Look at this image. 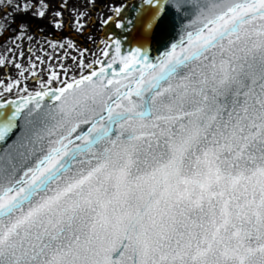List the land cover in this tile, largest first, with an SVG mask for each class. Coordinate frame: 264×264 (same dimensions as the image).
I'll return each instance as SVG.
<instances>
[{"label": "snow or ice", "instance_id": "1", "mask_svg": "<svg viewBox=\"0 0 264 264\" xmlns=\"http://www.w3.org/2000/svg\"><path fill=\"white\" fill-rule=\"evenodd\" d=\"M9 6L0 39L50 12L47 0ZM125 7L102 23L144 48L164 21L195 19L158 62L140 46L122 57L116 40L76 61L86 75L50 68L44 81L39 57L0 58L39 85L0 102V264H264V0H140L126 22ZM59 8L55 30L67 0ZM86 16L69 27L85 35Z\"/></svg>", "mask_w": 264, "mask_h": 264}, {"label": "rangeland", "instance_id": "2", "mask_svg": "<svg viewBox=\"0 0 264 264\" xmlns=\"http://www.w3.org/2000/svg\"><path fill=\"white\" fill-rule=\"evenodd\" d=\"M125 1L126 0H95L94 5H92L89 4L87 0H67V9L62 12L65 26H69V21L75 19L79 13L87 11V16L82 22L88 25L87 28H91L85 35H79L73 28L69 27L70 32L79 36V39H76L75 37L72 38V36L67 33L65 34L62 30H55L49 24V20L52 18L51 13L59 11V6L64 0H47L50 4V12L43 19H38L40 25L36 26L34 34H32L33 32L31 31L29 32L30 35L16 39V45H13L10 51L5 49L4 56L0 58L7 60L10 57L12 60H15L16 63H20L25 68H28L30 62H37L36 57H39L44 63L40 64L37 62L36 71L38 77L42 78L44 81L48 80L50 68L55 69L61 75H63V73L60 72L61 67L71 70L68 73L69 76H79L81 71L86 73L88 71L87 68L80 69L76 61L82 60L85 65H88L89 63H95L102 59L101 49L104 48L106 50L109 41L107 40V36H99L100 27L103 21L113 16V9L120 7ZM7 10L8 7H0V15ZM48 41H52L53 45L57 42L63 43L66 47H51L48 45ZM69 41L73 42L77 47L72 48L67 46ZM83 49H87V51L82 53L81 50ZM29 50H31V52ZM21 52L23 53L22 59L19 58ZM33 53L34 55H32ZM25 77L27 79H25ZM17 79L21 80L20 90L13 88V91L9 93L0 88V97L24 94L21 90L24 88L25 84L30 90L28 93L39 89V85L34 82L37 78L31 77L29 72H25L24 77H19L18 70L14 65L0 67V84L6 87L11 86L12 82ZM54 85L55 82L53 86Z\"/></svg>", "mask_w": 264, "mask_h": 264}, {"label": "water", "instance_id": "3", "mask_svg": "<svg viewBox=\"0 0 264 264\" xmlns=\"http://www.w3.org/2000/svg\"><path fill=\"white\" fill-rule=\"evenodd\" d=\"M139 3L140 0L125 1L123 5H125L126 7L120 14L125 22L129 18H134ZM194 19V10H189L184 15L177 16L174 22L168 20L164 21L161 24L160 28L157 29L155 36L152 38L147 48H144V46L139 43L138 34L122 31L121 29L116 28L114 24H102L99 36H107V40L109 41L108 45H114L116 40L121 41L122 57L131 55L132 51L136 47L140 46L142 48V54H146L150 60L158 62V59L162 58L166 51L170 52L172 50L173 45H175L178 50L181 41L185 38L184 32L186 26L189 25ZM73 36L75 37L76 35L72 34V37ZM106 50H108L107 47ZM113 54L114 48L111 49L110 55H112L113 59H115V56ZM115 67L122 70V66L119 64H116ZM87 72L84 74L86 75ZM134 75H139V73H135ZM123 82L128 83L129 81ZM132 82L134 84V78ZM29 95H33V92L27 94L2 96L0 97V102L6 103L8 101H12L14 104L17 101L22 102L24 99H27V96ZM45 102H47V98H45ZM89 104H91L90 101Z\"/></svg>", "mask_w": 264, "mask_h": 264}, {"label": "trees", "instance_id": "4", "mask_svg": "<svg viewBox=\"0 0 264 264\" xmlns=\"http://www.w3.org/2000/svg\"><path fill=\"white\" fill-rule=\"evenodd\" d=\"M12 11H13L12 8L9 6L8 10L1 14L0 17H4V23L6 24L9 23V21L11 20V16H9L8 14L11 13ZM23 19H25V21L28 23L29 32L32 31L33 32L32 34H34L36 30V26L40 25V22H38V19H33L31 16L25 17ZM16 20L17 22H19L21 20V17L17 16ZM63 32L65 33L64 29H63ZM16 36H17L16 25L12 24L11 30L6 33L5 38L0 39V51L3 53V56L5 54V49L10 51L13 45L14 46L16 45V39H13V37H16Z\"/></svg>", "mask_w": 264, "mask_h": 264}, {"label": "flooded vegetation", "instance_id": "5", "mask_svg": "<svg viewBox=\"0 0 264 264\" xmlns=\"http://www.w3.org/2000/svg\"><path fill=\"white\" fill-rule=\"evenodd\" d=\"M4 12H5V11H4ZM0 16H1V15H0ZM100 29H101V27H100ZM64 30H65V34L67 33V34H69V35H71V36H72V34H75V33L70 32V29H69L68 26H65ZM88 30L90 31L91 28H87V29H86V32H88ZM62 31H63V30H62ZM75 35H76V34H75ZM72 38H74V36H73ZM75 38H76V39H79V36L76 35ZM0 53H2V52L0 51ZM2 54H3V53H2Z\"/></svg>", "mask_w": 264, "mask_h": 264}]
</instances>
